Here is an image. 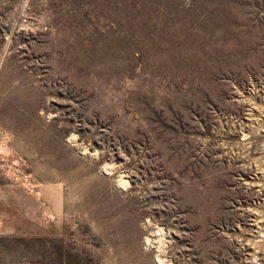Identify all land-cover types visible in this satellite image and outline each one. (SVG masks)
Masks as SVG:
<instances>
[{"label": "rangeland", "instance_id": "1", "mask_svg": "<svg viewBox=\"0 0 264 264\" xmlns=\"http://www.w3.org/2000/svg\"><path fill=\"white\" fill-rule=\"evenodd\" d=\"M7 260L264 264V0H0Z\"/></svg>", "mask_w": 264, "mask_h": 264}, {"label": "crops", "instance_id": "2", "mask_svg": "<svg viewBox=\"0 0 264 264\" xmlns=\"http://www.w3.org/2000/svg\"><path fill=\"white\" fill-rule=\"evenodd\" d=\"M2 223H3V222H1V225H2ZM2 247H3V246H2ZM1 251L4 252L3 249H2ZM4 253H6V252H4ZM2 256H4V255L2 254ZM4 257H5V256H4ZM4 263H5V264H9V260L5 261ZM4 263H3V264H4Z\"/></svg>", "mask_w": 264, "mask_h": 264}]
</instances>
